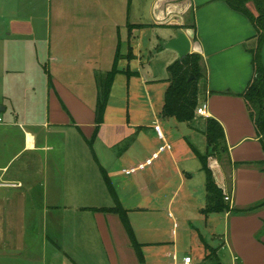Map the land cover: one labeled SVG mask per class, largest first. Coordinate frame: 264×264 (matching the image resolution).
<instances>
[{"label": "crops", "instance_id": "obj_1", "mask_svg": "<svg viewBox=\"0 0 264 264\" xmlns=\"http://www.w3.org/2000/svg\"><path fill=\"white\" fill-rule=\"evenodd\" d=\"M25 1L50 4L47 24L39 29L37 18L23 19L13 9L7 36L23 38L31 53L43 48L49 62L44 95L37 94L41 106L31 95L35 88L21 86L15 100L8 86L9 106L0 110V135L15 132L20 138L16 154L0 165V257L15 258L20 231L29 229L30 240L56 248L41 264H171L172 253L179 260L189 255L195 264H222L220 251L230 264H264V205L233 211L264 204V149L241 96L256 71L264 70V39L253 62L258 40L251 20L222 0ZM148 4L156 14L151 24H142V6ZM247 9L257 16L253 3ZM146 30L151 36L144 44ZM178 31L189 38L190 53L202 59L197 108L206 105L207 115L195 114L190 122L163 113L168 66L178 60L163 45ZM143 50H155V75L141 71ZM117 54L103 120L90 146L98 86ZM121 78L126 93L114 104ZM209 118L222 127L225 150L210 152L203 134ZM162 145L171 149L143 170L123 173ZM85 149L96 153L97 162L88 160ZM22 152L26 158L11 169ZM198 154L209 155L208 168L229 211L203 214L206 175ZM101 171L127 211L141 260L119 217L94 210L114 206L107 189L104 195ZM178 222L187 244L178 236Z\"/></svg>", "mask_w": 264, "mask_h": 264}, {"label": "trees", "instance_id": "obj_2", "mask_svg": "<svg viewBox=\"0 0 264 264\" xmlns=\"http://www.w3.org/2000/svg\"><path fill=\"white\" fill-rule=\"evenodd\" d=\"M224 1L231 9L240 12L246 15L251 22L253 23L256 32L258 47L253 53V62H258V51L260 44L264 39V0H222ZM253 3L257 10V16H253L250 11L247 9L248 3ZM130 26V25H129ZM179 29L180 27H175ZM188 28V27H181ZM194 28V27H192ZM130 58V55H129ZM116 60H118V54L115 56L113 67L111 71L106 75V78L101 81L98 88V95L96 101L95 109V128L92 134L91 139L88 144L91 146L92 142L95 140L99 126L103 120L104 110L107 104L109 91L111 84L113 82L114 75L116 74ZM201 56L196 53H190L182 60H177L168 66L169 73V86L166 90L164 97L163 113L166 116L174 117L175 120L179 122H190L195 117V111L198 106V84L200 79L203 77L202 68H201ZM129 74V73H128ZM193 76V79L188 81V79ZM246 101L251 116L254 118L255 126L258 133L261 135L262 146L264 149V70H257L255 77L248 84L247 88L241 95ZM251 107L256 110L255 113L251 111ZM203 134L206 137L207 145L210 152H217L225 150L224 145V134L220 124L214 119H206L205 128ZM208 154L200 155L198 154V159L201 162V169L206 175V204L203 209V214L207 215L209 213H221L229 211V204L224 201V196L222 190L216 185L212 177L211 171L207 165ZM103 174V179L105 182L106 189L111 195L114 201V206L110 208H99L94 209L104 213H113L116 214L124 230L127 233V236L131 242V245L135 249L139 259L141 256L137 249L139 244L135 241V237L132 231V228L129 224L127 218V211L122 208L116 194L112 188V185L105 175V172L101 171ZM264 204L257 205L253 208L247 210H233L235 212H250L254 211L259 207H262ZM212 254V253H211ZM211 254L206 256V260L212 258Z\"/></svg>", "mask_w": 264, "mask_h": 264}, {"label": "rangeland", "instance_id": "obj_3", "mask_svg": "<svg viewBox=\"0 0 264 264\" xmlns=\"http://www.w3.org/2000/svg\"><path fill=\"white\" fill-rule=\"evenodd\" d=\"M142 8L143 14L142 16H140L142 24H151V20H153V17L156 14V12H154L155 9L149 7V4L144 7L142 6ZM13 9L16 10V13L18 10L17 15L21 16L23 19L28 18L29 16L34 17L33 19L37 18V24L39 26V29H41V27L44 29L45 25L47 24L45 19L49 16L50 13V4L46 2H41L35 6H29L28 2H26L25 0H10L9 2L0 1V110L4 106H9L8 104H6V102H4L6 101L7 95H9L7 92L8 86H13V91L11 95L14 96L15 100L17 95L16 92L21 86L25 89H30L32 87L35 88V90H37L35 91L36 93H31V95L37 100H40L37 97V94L40 97L44 95L43 85L47 79L45 69L48 66L47 64L49 62V57L48 54L45 53L44 49L39 48L38 51H36L35 53H31L27 51L29 49H27V46L23 43V38H20L19 36H14L13 34L11 37L7 36L8 24L9 20H11L10 16H12L13 14ZM147 33H149V30L145 31V34L142 38L144 44H146L148 37L150 38L151 36H148L149 34ZM36 45L38 48L42 44L41 42H39V40H37ZM16 48L18 49V51ZM141 63L143 64L141 66V71L144 75H147L148 72H150V74L155 75V50L152 51L151 54L143 50L141 55ZM121 79L122 86H120L118 81H116V84L114 85V104L118 103L117 101L120 99V97L126 93V89L124 87L123 82L124 78ZM202 81L204 80H201L200 82L202 83ZM3 90L5 91L2 92ZM32 92H34V90H32ZM15 100H12V102ZM41 103L42 102L40 100V106ZM130 104L131 109H133L132 99H130ZM139 109L143 110L144 108L141 106L139 107ZM5 140L11 141L10 143L6 144ZM196 142H198L197 139ZM5 144L6 147L4 146ZM19 147L20 138L18 137V135H16L15 132H9L6 134L3 133L2 135H0V165L8 162L11 156L16 154ZM85 151L87 153L89 161L92 162L93 160H95L97 162L98 156L96 157L95 152L92 153L86 149ZM25 155L26 154H24V152L20 153L13 162V166L11 167V169L23 162L26 158ZM101 183L104 195L105 197H107L105 194V185L103 184V182ZM176 224L177 226H179V228L177 229L178 236L184 244H187L189 239L187 238L185 233L182 234L184 227L181 226L179 222ZM39 228L36 230V233L38 232ZM20 232L22 233V240L20 241L19 245L16 246V251L14 252L15 258L8 260V258L0 257V264H41L40 261L42 259V256H48L49 258L50 255L54 256L55 254H57L55 246H53V244H51L50 242H42L41 239H38L36 241L30 240V238L32 239L31 230H26L25 234L24 231ZM20 232L18 234H20ZM34 232L35 231H33V233ZM3 253V251H0V254ZM31 256L35 257V261L32 260ZM220 257L222 258V264H230L231 259L227 252L220 251Z\"/></svg>", "mask_w": 264, "mask_h": 264}, {"label": "built area", "instance_id": "obj_4", "mask_svg": "<svg viewBox=\"0 0 264 264\" xmlns=\"http://www.w3.org/2000/svg\"><path fill=\"white\" fill-rule=\"evenodd\" d=\"M195 114L201 117H206V105H202L201 107H198L195 111ZM155 132L157 133L158 137L160 139H163V135L160 129V126L156 125L154 127ZM171 147L169 145H162L158 148V150L156 152H154L150 158H148L144 163H141L135 167H131L128 169H125L123 171V173L125 175H130L135 173L136 171H140L143 170L146 166L151 165L152 162L158 158L159 154L166 151V150H170ZM225 201L228 200V198H224ZM171 264H195V262L193 261V259L191 258V256L189 255H184L181 260L178 259V256L176 253H172L171 254Z\"/></svg>", "mask_w": 264, "mask_h": 264}, {"label": "water", "instance_id": "obj_5", "mask_svg": "<svg viewBox=\"0 0 264 264\" xmlns=\"http://www.w3.org/2000/svg\"><path fill=\"white\" fill-rule=\"evenodd\" d=\"M163 49L174 51L180 61L190 54V40L184 32L178 31L173 39L163 45ZM192 79L193 76L188 81Z\"/></svg>", "mask_w": 264, "mask_h": 264}]
</instances>
